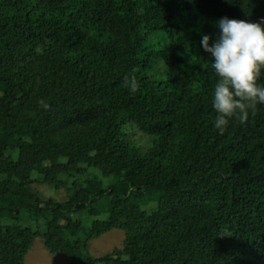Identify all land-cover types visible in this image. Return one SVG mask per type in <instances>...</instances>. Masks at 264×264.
<instances>
[{
  "label": "trees",
  "instance_id": "16d2710c",
  "mask_svg": "<svg viewBox=\"0 0 264 264\" xmlns=\"http://www.w3.org/2000/svg\"><path fill=\"white\" fill-rule=\"evenodd\" d=\"M221 17L264 0H0V264L34 237L71 264H264V105L212 127Z\"/></svg>",
  "mask_w": 264,
  "mask_h": 264
},
{
  "label": "clouds",
  "instance_id": "9594fccd",
  "mask_svg": "<svg viewBox=\"0 0 264 264\" xmlns=\"http://www.w3.org/2000/svg\"><path fill=\"white\" fill-rule=\"evenodd\" d=\"M216 27L215 37L205 34L200 44L217 77L212 90V127L223 135L230 119L244 121L250 109L264 105V86L258 83L264 69V19L249 22L221 17ZM125 85L131 92L139 87L134 76L125 77Z\"/></svg>",
  "mask_w": 264,
  "mask_h": 264
},
{
  "label": "rangeland",
  "instance_id": "374dc122",
  "mask_svg": "<svg viewBox=\"0 0 264 264\" xmlns=\"http://www.w3.org/2000/svg\"><path fill=\"white\" fill-rule=\"evenodd\" d=\"M132 134H135L136 137L134 138H136V141L142 140L139 138L140 135L136 132L133 131ZM35 187L43 199L47 200L50 198L58 203H61L66 199V193L64 190L54 191L46 186ZM140 204L141 203H139V205ZM141 208L143 209L142 206ZM127 213L131 216L137 215V209L128 206ZM142 213L143 212L140 214ZM74 218L81 220L83 229L88 228L93 219H100V217L87 218L85 213H78ZM79 236H81V234ZM123 239L124 234L120 230H111L100 237L90 239L86 244L87 256L92 259H98L110 255L113 251L121 247ZM71 262L70 257L67 255L54 254L48 251L44 247L43 240L40 237H34L31 247L24 257V264H71Z\"/></svg>",
  "mask_w": 264,
  "mask_h": 264
}]
</instances>
